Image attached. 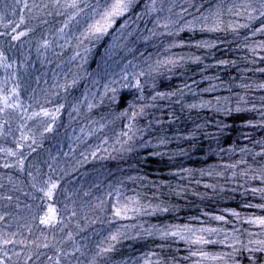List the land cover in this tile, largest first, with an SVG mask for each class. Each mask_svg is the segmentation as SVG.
Listing matches in <instances>:
<instances>
[{
	"label": "rangeland",
	"instance_id": "obj_1",
	"mask_svg": "<svg viewBox=\"0 0 264 264\" xmlns=\"http://www.w3.org/2000/svg\"><path fill=\"white\" fill-rule=\"evenodd\" d=\"M25 2L27 8L24 7ZM97 2L98 0H77L78 7L83 11L75 14V9L66 7V10L62 12L57 11L59 7L71 3V0H58V3L57 0H19V4L16 3V0H8L6 6H13L16 11L13 16L5 14L0 17V30H12L11 38L19 32H24L25 35L16 40L24 41L28 46L32 44L33 48L37 47L36 49L39 51L35 61L28 58L23 64L42 63L43 58L50 61V65L46 62L47 64L43 68L40 67L41 64H37L39 68L36 70L38 71L32 70L30 75H25L13 68V63L16 62L15 56L7 58L0 52V97H9L8 103L12 105V107H6L0 102V109H3L0 116H9L15 120V123H17L16 116L20 117L17 133L10 135H15L17 138L31 136L29 132L36 130L35 126L40 124V120L47 122V128H51L60 118L71 119L65 129L66 133L59 143L54 142L53 147L46 150L47 161L45 164H40L41 170L45 167L46 174L42 176L41 181L35 178L37 173L33 166L26 168V165L23 164L25 158L23 156L26 151L28 152L27 146L30 142L26 141L25 143L24 140L15 139L10 135L1 136L5 131L0 126L2 152L4 145L5 154L11 157L17 167L26 174L24 179L19 178L20 192L14 194L13 191L8 190L7 193L13 192L16 198H26L25 195L29 197L23 200L25 203H20L8 215H3L1 212L6 211L0 209V252H10L8 257L15 256L18 252L22 255L25 246L31 244L32 241L38 240L43 244L47 239H52L51 246L56 248L57 244L59 255L65 258L63 262L95 264L99 255L107 257V252L112 255L115 243H122L136 231L146 230L150 234L158 233L162 236L165 233L178 232L180 235L174 237L177 241L186 239L192 242L197 237L209 241L204 244L194 243L197 251L206 249L208 244L213 242L211 237L221 233L220 252L218 254L205 252L208 257L218 258L213 260L201 257L198 261L199 264H264V251H253L260 247L255 243L256 241H264V226L252 222L255 218L264 217V158L262 157L264 147L262 148L260 144L257 145L258 153L255 156L257 157L258 154L261 156L262 166L256 168L255 172L248 176L247 182L240 185L245 189L246 198H249L250 203L254 204L252 211H249L252 206L250 204L246 208L248 212H233L229 216L226 212L219 213L216 216L210 215L208 219H199L200 221L197 223L196 221L189 222L180 227H175L173 223L169 222L164 228L157 229L151 222H139L141 220L139 215L146 214L145 206L139 204V200L136 199L139 198L138 196L127 188L123 189L122 185L116 181L113 171L95 172L96 170H93L92 167L90 168L92 170L84 169L87 162H95L99 159L106 161L105 149L109 147L105 142L107 139L104 135L98 134V129H101L104 124L102 121L90 120L92 119L91 112L101 106L107 98L110 100L106 101L108 103H119L115 100L123 90H128L127 93L133 95L129 96L133 102L140 95L143 87L141 73H145L146 69L154 66V64H147L141 60L140 46L136 44V36L132 37L135 34L130 26L135 25L140 29L143 24L151 22L149 38L157 31V25H171L177 34L194 27H204L184 13V10H187L188 13L197 12L200 1L155 0L153 4V0H135L129 11L124 16L117 18L113 26L102 35L105 40L107 39L105 44L101 45L105 47L104 54L93 67H90L91 56H93L92 49H94L96 39L94 37L85 38L82 35L87 28L85 21L92 22L89 19L90 8L85 7V4L95 6ZM222 3L226 4L229 13L226 18L229 21L224 26H220L222 22L218 23L214 19L206 18L203 23L208 28L213 25L218 36L223 33L233 34L236 27L240 33H243L240 34L242 38H259V42L255 41L249 45L247 54L252 55L256 67L264 66V62L259 60L261 56L264 58V54H262L264 38L253 37L256 29L260 25L262 26L263 20L262 17H258L260 15L257 12L260 7L259 0H224ZM153 8L154 10H150ZM56 11L59 18L51 26L50 33L44 36H31L34 33L31 27H34L40 18L47 17L49 13L53 15ZM166 11L171 13H166ZM28 13L37 17L34 23H28L26 19ZM21 16L24 17L22 24L20 23ZM73 16L74 18L70 20L69 17ZM141 17L142 19L149 18V21L140 23L143 22ZM153 20H156V23H153ZM228 27L230 29H227ZM14 28L16 32H13ZM261 28L264 30V26ZM179 36H175L173 43L167 46L168 52L172 48L175 50L180 44ZM45 41L48 42L47 45H45ZM240 43L243 44V41ZM214 46L215 44L208 39L205 44L207 50L212 53L211 50ZM250 47L251 49H249ZM33 51L34 49L32 53ZM177 57H180L178 52ZM159 61L161 62V60ZM88 69L90 71H87ZM261 73H264V70L258 71L257 77H252V83L259 87L261 96L259 101L264 107V78L261 77ZM34 74H36L34 87L32 84L26 85L25 82H32ZM241 76L243 77L245 74L242 73ZM77 80L81 86L76 90V97H72L68 106L63 108L65 112L60 111L61 103L55 105L50 103V100L57 94V90L64 91L73 81ZM43 81L49 85L38 89L37 84H41ZM54 82H57L55 89L52 86ZM24 88L26 91H23ZM241 100L246 101L247 98L241 96ZM235 103L238 104L237 101ZM122 104L120 107L123 110H128L125 106L131 107L130 103L122 101ZM44 111H47L49 115H43ZM133 113V109L128 110L120 132L113 135L116 141L114 146H122L123 152L131 150L132 143L139 144L136 146L139 148L141 137L144 136V131H141V128L140 130L133 128L132 132L128 133L135 119ZM80 114H83L81 121L76 119ZM260 114L259 122L264 126V109L260 110ZM263 126L259 125L257 128L264 130ZM256 139L259 141L258 143L262 141L259 138ZM261 139H263L261 144H264V138ZM153 140L151 138L146 141L150 147L155 144ZM152 148L158 149L159 152L163 149L162 144H156ZM110 150L114 151V148ZM50 164L55 166L52 168ZM92 175L95 178H92ZM61 179L66 181L61 182ZM52 184L56 185L55 189H52L51 196L46 195ZM37 204L39 207L35 208ZM153 213H147V216ZM4 216L15 217L10 220ZM30 216L33 217L34 222ZM47 217H51V221L41 223ZM217 217L223 219H217ZM185 229L190 231H185ZM224 230L227 232L224 233ZM236 230L240 231L236 232ZM27 231L29 234L26 233ZM87 232L89 234L86 236L87 238L81 239L80 237ZM91 235H95V239L89 238ZM113 236L116 239H112ZM181 236L184 239H181ZM87 244H89L88 248L85 249ZM151 257L125 260L108 256L101 264H157L156 260ZM1 259L3 258L0 256ZM57 262L59 263V261Z\"/></svg>",
	"mask_w": 264,
	"mask_h": 264
},
{
	"label": "trees",
	"instance_id": "obj_2",
	"mask_svg": "<svg viewBox=\"0 0 264 264\" xmlns=\"http://www.w3.org/2000/svg\"><path fill=\"white\" fill-rule=\"evenodd\" d=\"M195 1H200L198 2L199 10L195 13L184 10V13L204 27H194L177 34L171 25H157V31L149 38L151 22L143 24L140 29L135 25L130 26L135 34L132 37L136 36V44L140 46L141 60L154 66L146 69L142 75L143 87L140 95L136 99H134L135 96L133 97L135 102L129 98L133 95L128 94V90H123L115 100L119 103H108L107 98L101 106L91 112L90 120L102 121L104 124L101 129H98V134L104 135L109 147L105 149L106 161L99 159L95 162H87L84 169L86 171L93 169L96 170L95 172L113 171L116 181L122 185L123 189L127 188L138 196L139 198L136 199L139 200V204L145 206L146 214L139 215L141 219L139 222H151L157 229L164 228L169 222L175 227H180L189 222L197 223L199 219H208L210 215L216 216L219 213L226 212L229 216L233 212H248L246 208L251 201L246 198L245 189L240 185L247 182L248 176L262 166L263 162L259 154L257 157L255 155L258 153V144L264 147V144H261L264 130L257 128L259 125L263 126L259 122V117L260 110L264 107L259 101L261 99L259 87L252 83V77H257L259 75L257 72L263 71L264 66L256 67L252 55L247 54L249 45L255 41L259 42L260 39L242 38L240 34L243 33H240L236 27L233 34L223 33L218 36L213 25L208 28L203 22L206 18L214 19L218 23L222 22L220 26H224L229 21L226 18L229 15L226 4L222 3L224 0H193ZM259 3L258 17L263 18L262 26H264V15H261L264 8L261 7V0ZM6 5L8 0H0V17L5 14L14 15L16 8ZM64 10H66L65 7L57 9L58 12ZM57 11L53 15L49 13L47 17L40 18L34 27H31L34 30L31 36L49 34L51 26L59 18ZM166 13L171 12L166 11ZM26 16L28 23H34L37 19L29 13ZM142 20L143 22L140 23H145L149 21V18ZM152 22L156 23V20ZM262 26L256 29L253 37L264 38ZM11 34L10 29L0 30V52L7 58L15 56L16 62L13 63V68L17 69V72L30 75L32 70L38 71L37 64H41L42 68L47 63L50 65V61L45 58L42 63L23 64L28 58L35 61L39 51L37 47L33 48L32 44L28 46L24 41L13 40L10 37ZM177 35H180V44L175 50L172 48L168 52L167 46L173 43ZM95 39L90 67H93L103 56L105 47L101 45L107 41L104 36ZM208 39L215 44L211 50L212 53L205 47ZM240 41H243V44ZM262 50L264 54V49ZM177 52L180 57H177ZM163 55L165 58L162 57ZM259 60L264 62L262 56ZM242 73L245 76L242 77ZM36 74L33 75L32 82H25V84H32L34 87ZM260 75L264 78V73ZM82 78L84 79V76ZM48 85L44 81L37 84L38 89ZM52 86L55 89L57 82H54ZM80 86L77 80L64 91L57 88L58 92L50 103L54 105L61 103L60 111L65 112L63 108L68 106L72 97H76V90ZM23 91L26 89L24 88ZM241 96L246 97L247 100L242 101ZM122 101L130 103V108L125 107L128 110L133 109L136 113L128 133L132 132L133 128L135 130L141 128V131H144L139 148H136L139 144L132 143L133 148L124 152L121 150L122 146H114L116 141L113 137L116 132H120L125 114L128 113V110L121 109ZM77 118L81 121L83 114L78 115ZM16 120L17 123L9 116H0V126L5 131L1 136L6 137L11 133H17L20 117L16 116ZM70 120V118H60L51 128H47V122L40 120V124L35 126L37 131L29 132L31 136L17 138L15 135H10L15 139L24 140L25 143L30 142L27 146L29 150L23 156L25 157L23 164L26 168L33 166L37 173L35 178L40 181L46 174L45 167L43 170L40 168V164H45L47 161L46 150L52 148L54 142L59 143L66 133L65 129ZM151 138L155 141L153 146L162 144L164 150L159 152L158 149L152 148L153 146L150 147L146 141ZM256 138L262 141L258 143ZM111 148H114V151L110 150ZM4 150L3 145V152L0 147V209L6 211L1 212L3 215H8L20 203H25L23 200L29 197L24 193L22 194L26 198H16L14 195L21 190L19 178L24 179L26 174L17 167L11 157L5 154ZM241 157L244 158L243 161ZM262 157L264 158V155ZM50 165L52 168L55 166ZM92 176L95 178L94 175ZM8 190L13 191L14 194L7 193ZM251 205L249 211L253 209L254 204ZM38 207L39 204L35 206V208ZM150 212L154 213L147 216ZM4 217L11 220L15 216ZM31 218L34 222L33 217ZM238 231L240 230H236ZM88 232L83 235L82 232L79 233L82 235L80 238H87ZM226 232L224 230V233ZM26 233L29 234L28 231ZM91 237L95 239V235L89 238ZM174 237L176 236L170 234L164 236L158 233L150 234L146 230L136 231L122 243L116 242L112 255L108 252L106 254L125 260L152 256L151 258L155 259L157 264H186L187 262L199 264L201 256H194L191 253L218 254L220 252L221 233L214 234L211 237L213 242L208 244L206 249L199 251L196 250L197 247L193 242L186 239L177 241ZM47 240L43 244L38 240L32 241L25 246L22 255L18 252L15 256L8 257L10 252H0L3 258L0 264H73L72 261L63 262L65 258L59 255L57 244L56 248H53L52 239L48 243ZM88 245H85V249ZM80 252L82 253V250ZM107 257L99 255L95 264H101ZM195 259H197L196 262Z\"/></svg>",
	"mask_w": 264,
	"mask_h": 264
},
{
	"label": "snow or ice",
	"instance_id": "obj_3",
	"mask_svg": "<svg viewBox=\"0 0 264 264\" xmlns=\"http://www.w3.org/2000/svg\"><path fill=\"white\" fill-rule=\"evenodd\" d=\"M155 0H153V4H154ZM16 3L19 4V0H16ZM58 3V0H57ZM135 3V0H98V2L96 3L95 6H89L87 4H85V7L90 8V12H91V16L89 17V19L92 22H87L85 21V23H87V28L85 29V31L82 33V35L85 38H90V37H95V38H99L102 35H104L109 28H111L113 26V24L116 22L117 18L124 16L125 13H127L129 11V9L132 7V5ZM25 8H27V3L25 2L24 5ZM64 7L69 8V9H75L76 13L75 14H79L80 12L83 11V9H80L78 7V3L77 0H71V3L65 4ZM261 7L264 8V0H261ZM30 10V9H29ZM150 10H154L150 9ZM21 11H23V9H21ZM74 14V16H75ZM261 15H264V12L261 13ZM73 17H69V19H73ZM24 22V17L21 16L20 19V23L22 24ZM11 23V22H10ZM17 27H19V25H17ZM13 32H16V29H13ZM25 35L24 32H19L16 35L12 36L13 40L19 39L20 36ZM45 45H47V41L44 42ZM144 73H141V75H143ZM14 91V90H13ZM9 97L4 96V97H0V102H2L6 107H12V105H10L8 103ZM3 109H0V111H2ZM58 111V110H57ZM43 115L47 116L49 115V113L47 111L43 112ZM133 115L135 116L136 113H133ZM55 118V117H53ZM56 185L52 184L49 188V191L46 193V195L51 196V191L52 189H55ZM255 191V190H254ZM117 215H119V212H117ZM217 219H223L222 217H217ZM51 221V217H47L45 219H43L41 221V223H49ZM253 223H258L261 226H264V217H259V218H255L253 221ZM185 231H190L189 229H185ZM165 235H168V233H165ZM170 235L172 236H177L180 235L178 232H172L170 233ZM181 239H184L183 236L180 237ZM112 239H116L115 236L112 237ZM193 243H198V244H204V243H208L209 241L204 240L202 237H197L194 241H192ZM7 243V241H6ZM255 243L259 244L260 247L253 249V251H264V241H256ZM235 251V249H234ZM191 255H200L201 257L204 258H210V259H217L218 257H208L207 253H196L193 252L191 253Z\"/></svg>",
	"mask_w": 264,
	"mask_h": 264
}]
</instances>
